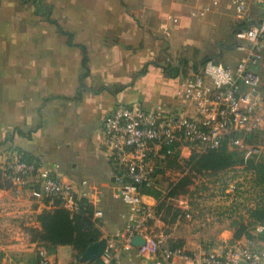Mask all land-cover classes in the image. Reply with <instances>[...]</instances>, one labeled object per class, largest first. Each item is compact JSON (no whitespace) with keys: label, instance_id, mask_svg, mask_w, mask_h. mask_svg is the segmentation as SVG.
Wrapping results in <instances>:
<instances>
[{"label":"crops","instance_id":"crops-1","mask_svg":"<svg viewBox=\"0 0 264 264\" xmlns=\"http://www.w3.org/2000/svg\"><path fill=\"white\" fill-rule=\"evenodd\" d=\"M43 1L52 6L53 19L37 12L34 0H0V162L12 151L38 160L103 210L98 225L109 237L125 224L129 206L102 144L105 115L118 102L194 113L179 93L181 81L208 58L235 64L242 54L235 31L247 19H260L262 7L251 2L238 12L232 0ZM170 66L181 71L172 75ZM254 68L264 94V58ZM190 154L186 150L184 157ZM143 198L158 204L152 194ZM184 204L189 213L169 234L194 259L176 257L168 264H203L205 251L235 240V223L220 205L199 209L191 197ZM54 206L32 186L19 194L0 186V264H38V248L47 246L37 237L38 215ZM165 225L152 220L151 232L164 236L157 228ZM50 254L59 262L77 259L72 244H58ZM132 261L153 264L146 257Z\"/></svg>","mask_w":264,"mask_h":264},{"label":"built area","instance_id":"built-area-1","mask_svg":"<svg viewBox=\"0 0 264 264\" xmlns=\"http://www.w3.org/2000/svg\"><path fill=\"white\" fill-rule=\"evenodd\" d=\"M232 1L238 12L247 11L251 2L258 3L262 15L256 21L247 19L236 29L235 45L242 54L235 64L208 58L181 81L179 93L191 103L194 113H168L139 102H118L103 119L102 144L115 166L119 193L129 206L123 213L125 224L108 237L103 264H140L132 261L134 257L149 258L153 264H168L176 257L194 259L184 246L151 232L157 210L143 198L156 168L172 153L203 152L221 146L226 139L231 146L245 148V157L264 152V94L258 89L261 76L254 68L264 58V0ZM250 134L260 135L259 140L250 143ZM0 167L16 193L32 186L71 211L80 209L82 198L73 186L43 170L38 160L12 151ZM103 214L102 209H95L93 217L100 219ZM257 230L264 231V225L259 224ZM137 234L146 239L142 245L132 242ZM202 259L203 264H263L264 238L235 239L221 250L205 251ZM38 264L76 263L56 261L41 246Z\"/></svg>","mask_w":264,"mask_h":264},{"label":"trees","instance_id":"trees-1","mask_svg":"<svg viewBox=\"0 0 264 264\" xmlns=\"http://www.w3.org/2000/svg\"><path fill=\"white\" fill-rule=\"evenodd\" d=\"M34 2L37 5V12H42L49 19H53L51 17V5L43 0H34ZM83 66L87 72L86 57ZM167 69L172 75H177L181 71L180 66H170ZM259 138L260 135L255 134L248 136L250 143L259 140ZM245 152V148L231 146L226 139L217 148L193 152L188 157L181 156L179 150L172 153L162 166L156 168L152 184L144 187L145 193L152 194L158 199L157 217L170 224L184 219L189 213V209L180 203V197L190 193V186L196 182L197 177L208 173L216 176L220 172L231 171L240 165L252 171L253 180L259 186L261 193H259L255 206L249 208L248 221H239V225L240 223L241 225L239 229L237 228L238 231L235 229L234 239L243 236L264 238V231L259 232L257 230L259 224L264 225V152L252 154L250 157H245ZM172 167L180 168V174L177 177H172L168 173V169ZM6 185L11 186V181L3 175V170L0 167V186ZM236 188H239L238 182L233 190ZM58 202L59 200L56 199L54 207L46 208L39 213L38 219L41 222V229L37 231V237L46 243L50 252H53L58 244H72L77 250L75 263L88 264V262H80L79 257L93 240L102 235L98 225L99 219L93 217L94 204L88 199L82 198L80 209L71 211L59 205ZM172 244L181 245L182 243L172 242ZM99 260V264H103V260L97 259V261Z\"/></svg>","mask_w":264,"mask_h":264},{"label":"rangeland","instance_id":"rangeland-1","mask_svg":"<svg viewBox=\"0 0 264 264\" xmlns=\"http://www.w3.org/2000/svg\"><path fill=\"white\" fill-rule=\"evenodd\" d=\"M233 55H236V51L233 52ZM229 58H224L227 60ZM233 59V58H231ZM223 61V59H221ZM238 167V166H237ZM168 173L172 177H177L180 174V168H170ZM252 171L250 169H245L243 167L234 168L233 171L220 172L216 176L202 175L196 178V182L193 184L194 188L190 190V193L184 195V201H182V196L180 197V203L185 206V201L188 197H191V200H194V203H199V209L203 208V204L209 203L210 206L220 205L225 210H228L227 216L231 217V221L234 224V229H239V221L243 222L248 221L249 219V208L255 206V203L258 199L259 186L255 183L252 176ZM239 184V188L231 191L230 183L234 182ZM229 184V185H228ZM228 186V187H226ZM227 189H225V188ZM212 217V215H209ZM229 220V221H230ZM230 221V222H231ZM175 223H166L162 228H157L159 234L163 233V237L170 242H179V239L170 238V226ZM239 225V226H238ZM238 229L236 231H238ZM161 231V232H160ZM214 229H208L207 233H212ZM254 231V229H253ZM215 232V231H214ZM161 235V234H160ZM101 235L100 237H102ZM238 239H246V236ZM224 246V245H223ZM61 258V257H59ZM63 258V257H62ZM100 259V258H99ZM61 260V259H59ZM100 260L88 262V264H99Z\"/></svg>","mask_w":264,"mask_h":264},{"label":"water","instance_id":"water-1","mask_svg":"<svg viewBox=\"0 0 264 264\" xmlns=\"http://www.w3.org/2000/svg\"><path fill=\"white\" fill-rule=\"evenodd\" d=\"M132 242L135 245H142L143 243L146 242V239L144 236L137 234L133 237ZM107 243H108L107 236H102L99 237L98 239L93 240L82 252V254L79 257V261L82 263L93 262L101 258L107 247Z\"/></svg>","mask_w":264,"mask_h":264}]
</instances>
